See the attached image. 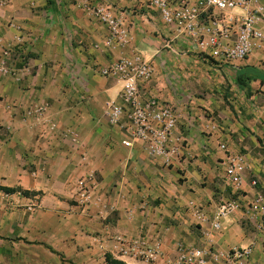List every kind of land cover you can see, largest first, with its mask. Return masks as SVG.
Returning a JSON list of instances; mask_svg holds the SVG:
<instances>
[{
  "label": "crops",
  "instance_id": "crops-1",
  "mask_svg": "<svg viewBox=\"0 0 264 264\" xmlns=\"http://www.w3.org/2000/svg\"><path fill=\"white\" fill-rule=\"evenodd\" d=\"M99 5L127 43L108 40L90 10ZM2 49L22 60L0 76V264H175L178 245L208 251V264H264V82L235 84L240 72H264L260 53L231 65L207 60L144 0H14L0 10ZM132 55L153 70L140 95L176 117L182 147L168 165L138 144L124 148L105 122L104 102L118 100L121 82L98 70ZM30 107L41 114L25 118ZM228 154L243 162L239 209L212 232L218 198L231 195ZM88 174L95 184L82 208L75 182ZM120 242L154 258L122 256ZM232 249L248 255L226 261Z\"/></svg>",
  "mask_w": 264,
  "mask_h": 264
},
{
  "label": "built area",
  "instance_id": "built-area-1",
  "mask_svg": "<svg viewBox=\"0 0 264 264\" xmlns=\"http://www.w3.org/2000/svg\"><path fill=\"white\" fill-rule=\"evenodd\" d=\"M14 0H0V10ZM88 5V0H83ZM146 7L157 13L164 27L176 36L192 43L204 58L218 64L231 65L246 61L254 52L260 53L259 65L264 71V0H144ZM108 30V40L120 45L127 43L128 32L120 28L105 6L90 8ZM20 58L18 49L0 50V76H10L14 63ZM103 77L121 82L118 100L104 102V117L108 126L122 135L121 145L130 149L138 144L141 152L150 159H160L168 165L182 145V139L174 136L176 117L173 109L155 98L142 97L139 85L147 83L153 75L152 67L138 55L121 57L114 64L98 70ZM42 108H28L24 117L37 118ZM225 150L224 144L219 145ZM243 162L240 156L228 154L224 164V182L231 189L228 198H218L213 217L207 221L209 230H220L221 222L239 209V186ZM92 174L75 182L77 204L85 208L91 200L94 186ZM254 185V182H252ZM257 202V201H256ZM194 216L205 221L197 208ZM255 208V207H253ZM117 251L122 256L152 260L155 253L141 250L132 244L119 243ZM175 264H208V251L178 245ZM247 249H232L226 261L245 260Z\"/></svg>",
  "mask_w": 264,
  "mask_h": 264
},
{
  "label": "trees",
  "instance_id": "trees-1",
  "mask_svg": "<svg viewBox=\"0 0 264 264\" xmlns=\"http://www.w3.org/2000/svg\"><path fill=\"white\" fill-rule=\"evenodd\" d=\"M247 72H240L235 76V84L238 88L242 89L245 87V83L250 81L258 80L260 83L264 82V72L255 70H245Z\"/></svg>",
  "mask_w": 264,
  "mask_h": 264
}]
</instances>
